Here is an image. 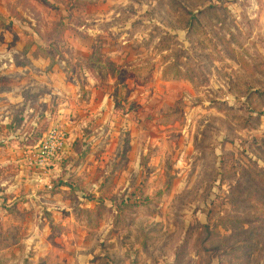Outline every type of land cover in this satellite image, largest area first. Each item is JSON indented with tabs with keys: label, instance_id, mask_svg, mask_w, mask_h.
I'll list each match as a JSON object with an SVG mask.
<instances>
[{
	"label": "rangeland",
	"instance_id": "obj_1",
	"mask_svg": "<svg viewBox=\"0 0 264 264\" xmlns=\"http://www.w3.org/2000/svg\"><path fill=\"white\" fill-rule=\"evenodd\" d=\"M55 66L111 112L48 168L50 211L45 125L8 96ZM2 93L0 264H264V0H0Z\"/></svg>",
	"mask_w": 264,
	"mask_h": 264
},
{
	"label": "crops",
	"instance_id": "obj_2",
	"mask_svg": "<svg viewBox=\"0 0 264 264\" xmlns=\"http://www.w3.org/2000/svg\"><path fill=\"white\" fill-rule=\"evenodd\" d=\"M21 76L25 79L20 80V86L17 88V91H19L20 94H9L8 96V99L12 101L14 107H26V110L33 115L32 124L34 128L42 130L41 128L45 125V129H43V137L47 134L46 132L58 124L69 132L70 136L67 151L65 156L59 162H56L53 165V167L56 169L62 164L63 160L76 158L72 147L74 142L77 140L80 142V140L83 139L82 132L87 127L90 125H102L103 123H106V120H108L110 116L111 107H103V105H101L100 102H96V100L98 99V101H101V99H103L104 101L107 100L109 96H100V93L91 86L84 87L85 91H90L89 93L84 91L82 94L79 93V88L81 87H78L74 82L76 79L73 78V80H71V78L67 77L66 73L61 72V70L56 66L51 73H44L40 75L34 73H21ZM28 92L32 95V97L34 96L32 104L26 103L24 95ZM0 98H6V94H0ZM16 104L18 105L16 106ZM7 106L11 107L12 105ZM4 109L5 106L0 104V129H2V131L5 129L4 119L6 113ZM46 127L47 130L49 129L48 131L46 130ZM91 127L90 129L92 130ZM38 145L29 147L26 153L23 155V159L26 158V162L29 159L31 160L32 154ZM23 162H25V159ZM29 164L28 165L30 168L28 169L31 171L30 173H32L31 176L34 183L28 187L32 191V198H35L34 202L33 199H31V203L33 202L35 204L39 202V205L43 204V206L48 207V210L50 211H55L61 207L63 208L66 206V204L68 205V203H63L56 199V197L53 200L46 201H42L43 197L41 196L38 198L37 194L44 190L42 183L46 182L45 177L48 171L45 173L32 168V161ZM80 169H77L76 172H80ZM29 177L30 176L28 175V178ZM18 187V185H14L11 186L10 189L16 190ZM49 188H51V186H49ZM65 190L68 189L65 188ZM17 193L16 196H18ZM46 197L48 196L45 195V198ZM13 199L17 200V197H14ZM13 199H8L7 202H14ZM6 219H11V217L9 216Z\"/></svg>",
	"mask_w": 264,
	"mask_h": 264
},
{
	"label": "built area",
	"instance_id": "obj_3",
	"mask_svg": "<svg viewBox=\"0 0 264 264\" xmlns=\"http://www.w3.org/2000/svg\"><path fill=\"white\" fill-rule=\"evenodd\" d=\"M68 142L69 134L66 129L58 126L51 128L32 154V167L46 173L48 168L65 155Z\"/></svg>",
	"mask_w": 264,
	"mask_h": 264
}]
</instances>
